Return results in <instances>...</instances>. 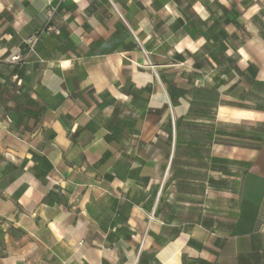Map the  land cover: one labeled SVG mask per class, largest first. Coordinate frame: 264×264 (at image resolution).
<instances>
[{
	"label": "crops",
	"instance_id": "0c3cea01",
	"mask_svg": "<svg viewBox=\"0 0 264 264\" xmlns=\"http://www.w3.org/2000/svg\"><path fill=\"white\" fill-rule=\"evenodd\" d=\"M52 1L0 0V264H264V0Z\"/></svg>",
	"mask_w": 264,
	"mask_h": 264
},
{
	"label": "rangeland",
	"instance_id": "374dc122",
	"mask_svg": "<svg viewBox=\"0 0 264 264\" xmlns=\"http://www.w3.org/2000/svg\"><path fill=\"white\" fill-rule=\"evenodd\" d=\"M12 70L14 71V69ZM12 70L11 68L8 69L9 72ZM3 72L5 73V71ZM18 97V92H14V99ZM169 161L172 162L174 168H178L182 163L195 167L194 164L197 162V155L190 154L189 156H183L181 153L175 152ZM200 172L201 171H197L196 169L188 171H178L174 169L171 178L175 180L176 183H173V185L168 188H162L163 193L164 190L165 192L167 191L170 200V202H167L165 205L168 214H171L173 219L176 217L175 220H180V217H182V219H187L189 226L195 224L201 218L211 216L213 210L211 206L205 203L204 186L202 184L193 185L192 179ZM181 211L183 212L182 216L180 215Z\"/></svg>",
	"mask_w": 264,
	"mask_h": 264
},
{
	"label": "built area",
	"instance_id": "2783aa9c",
	"mask_svg": "<svg viewBox=\"0 0 264 264\" xmlns=\"http://www.w3.org/2000/svg\"><path fill=\"white\" fill-rule=\"evenodd\" d=\"M63 0H55V1H52L49 3L48 5V8H47V18H48V24H47V27H46V30L47 31H51V30H54V25H53V21L55 20L56 18V14L58 12V8H59V5L60 3L62 2ZM121 17L124 19L123 15H121ZM38 38H39V34H36L35 36H32L28 39H25L24 40V43H23V49L20 50V52L13 56L11 60L15 61V60H20V59H24L26 57V54L29 53H36V43L38 41ZM25 51V52H22V51ZM154 219V215H150V221H152Z\"/></svg>",
	"mask_w": 264,
	"mask_h": 264
}]
</instances>
